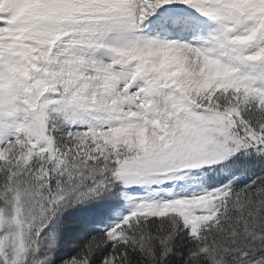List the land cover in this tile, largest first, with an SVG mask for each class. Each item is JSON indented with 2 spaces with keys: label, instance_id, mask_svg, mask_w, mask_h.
<instances>
[{
  "label": "snow or ice",
  "instance_id": "obj_1",
  "mask_svg": "<svg viewBox=\"0 0 264 264\" xmlns=\"http://www.w3.org/2000/svg\"><path fill=\"white\" fill-rule=\"evenodd\" d=\"M0 264H264V0H0Z\"/></svg>",
  "mask_w": 264,
  "mask_h": 264
}]
</instances>
